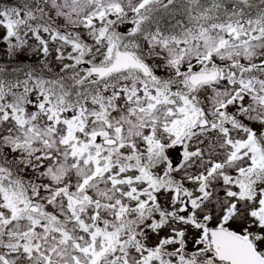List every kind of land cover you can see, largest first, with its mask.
Returning <instances> with one entry per match:
<instances>
[{
	"label": "snow or ice",
	"instance_id": "6c2138e0",
	"mask_svg": "<svg viewBox=\"0 0 264 264\" xmlns=\"http://www.w3.org/2000/svg\"><path fill=\"white\" fill-rule=\"evenodd\" d=\"M0 264H264V0H0Z\"/></svg>",
	"mask_w": 264,
	"mask_h": 264
},
{
	"label": "trees",
	"instance_id": "16d2710c",
	"mask_svg": "<svg viewBox=\"0 0 264 264\" xmlns=\"http://www.w3.org/2000/svg\"><path fill=\"white\" fill-rule=\"evenodd\" d=\"M254 1H255V0H253V3H254ZM251 11H252V13H253V15H254V14H255V9H252Z\"/></svg>",
	"mask_w": 264,
	"mask_h": 264
},
{
	"label": "rangeland",
	"instance_id": "374dc122",
	"mask_svg": "<svg viewBox=\"0 0 264 264\" xmlns=\"http://www.w3.org/2000/svg\"><path fill=\"white\" fill-rule=\"evenodd\" d=\"M256 4H258V3H256Z\"/></svg>",
	"mask_w": 264,
	"mask_h": 264
}]
</instances>
